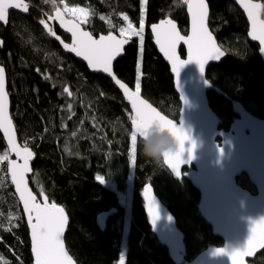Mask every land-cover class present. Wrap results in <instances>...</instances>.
Returning a JSON list of instances; mask_svg holds the SVG:
<instances>
[{"label":"trees","instance_id":"16d2710c","mask_svg":"<svg viewBox=\"0 0 264 264\" xmlns=\"http://www.w3.org/2000/svg\"><path fill=\"white\" fill-rule=\"evenodd\" d=\"M25 1L30 6L28 15L10 13L7 26H0L3 41L0 65L7 74L18 140L35 153L29 186L38 199L43 189L50 203L64 207L69 218L65 244L75 263L117 264L123 256L125 264H174L146 221L140 199L146 184L151 185L183 234L182 264H191L209 247H220L221 239L212 235L211 228L199 215L197 191L186 180L175 179L163 163L147 159L139 139L135 166L131 165L128 105L109 79L89 73L84 64L63 53L45 35L39 20L42 13L51 14V5L43 0ZM68 2L96 12L85 26L96 36L110 30L99 19L100 15L116 26L113 31L117 35L118 28L125 24L121 14L128 15L133 25L139 27L140 0ZM207 3L209 29L226 55L218 65L209 67L206 79L224 97L237 101L256 118L264 119V66L258 46L247 39V22L231 0H207ZM185 9L181 0H148L145 13L141 95L173 120L179 117L180 103L169 68L157 53L148 27L171 18L185 35L188 26ZM56 33L69 41L57 28ZM139 48V39L132 38L114 65L117 77L133 90ZM180 55L184 57L183 49ZM44 75L49 79L45 80ZM65 86L73 93L72 97L63 93ZM223 96L209 92L207 99L221 121L220 129L228 131L236 116ZM69 103L73 105L71 111ZM5 151L0 136V155ZM0 176L7 177L0 182V255L10 264H30L28 230L7 176L6 161L0 164ZM96 176L112 182L120 193L128 190L129 181L128 206H120L115 194L95 181ZM236 181L241 188L255 193L245 175ZM113 208L118 212L101 232L95 224L96 216ZM9 215H19L20 220L13 221L17 227L6 232L3 229L10 227ZM252 264H264V252Z\"/></svg>","mask_w":264,"mask_h":264},{"label":"snow or ice","instance_id":"6c2138e0","mask_svg":"<svg viewBox=\"0 0 264 264\" xmlns=\"http://www.w3.org/2000/svg\"><path fill=\"white\" fill-rule=\"evenodd\" d=\"M45 4L51 5V14L45 12L47 19L41 18L39 23L46 30L47 36L54 38L62 45L67 53H72L76 57L87 62L88 68L93 72H102L114 81L115 85L122 91L124 98L131 107L129 120L131 121V147L128 152L132 166H135L137 158L138 132L157 122L160 126L170 129L176 137L179 146L174 156L167 157L164 164L171 170L177 178L181 176V166L195 159L194 152L197 144L191 139L190 130L186 131L183 119L179 126L173 123V119L162 115L156 107L147 99L142 98V58L145 44V13L148 0H140L139 27H135L129 20L128 15L121 14V19L125 26L118 28V35L114 34L115 25L105 16L100 15L99 19L104 21L109 31L107 34H100L98 37L93 30H86L85 26L90 23L91 18L96 15L92 8L70 5L68 0H43ZM187 7L190 17V34L182 35L178 30L177 23L170 18L161 19L158 23L151 25V33L154 42L164 58L169 62L171 71L176 78L177 91H180L179 74L186 64L194 63L198 66L201 76L205 72L209 61H219L225 52L217 43L213 32L209 30V4L207 0H181ZM235 3L246 14L250 29L247 33L252 41H258L260 52L264 53V20L260 19L259 13L254 9L259 5L252 0H235ZM18 9L23 12L29 11V5L25 0H0V22H8L9 12ZM58 23L64 32L69 33L71 42H65L54 30L53 24ZM133 37L139 38V54L135 66V87L132 90L125 82L117 77L114 72L113 62L125 51V45L129 44ZM187 46V59L182 60L177 53L180 43ZM3 41L0 40V45ZM39 72L40 70L37 69ZM45 80L49 79L44 75ZM63 93L69 97L73 96L69 87H63ZM103 95V93H101ZM184 105L187 104L183 93L180 96ZM73 105L68 104L69 111ZM9 91L6 88V70L0 66V133L7 142V151L0 155V164L7 162V176L11 178L14 185L15 195L19 198V203L23 206V214L27 218V225L30 229L31 253L34 264H74L73 258L65 247V228L69 223V218L65 214V209L56 202H49V197L41 189L38 199L37 195L29 188L27 174L32 171L30 162L35 153L25 143L23 146L17 142V129L10 114ZM183 110L181 111L182 115ZM74 115V113H73ZM71 118V117H69ZM95 120V117H93ZM47 131V129H45ZM75 135V133H73ZM187 144V147L185 145ZM222 153V149H218ZM187 153V160L184 155ZM16 159L10 158L11 155ZM7 177L0 176V182ZM99 183H104L102 176H97ZM145 207L151 224L155 227L160 219L159 208L152 195L151 185L143 189ZM169 221L171 218H168ZM19 215H9L10 227L4 228L10 232L19 221ZM249 234L242 244L236 246H225L213 251V256L227 257L231 264H244L245 256H253L258 249H264V217L249 221ZM2 227V225H0ZM0 264H10V261L0 255ZM120 264H125L124 257H120Z\"/></svg>","mask_w":264,"mask_h":264},{"label":"water","instance_id":"95a60500","mask_svg":"<svg viewBox=\"0 0 264 264\" xmlns=\"http://www.w3.org/2000/svg\"><path fill=\"white\" fill-rule=\"evenodd\" d=\"M231 1L243 14L247 22L248 33L250 25L247 20L246 14L235 3V0ZM252 2L259 3L253 0ZM10 13L27 16L29 11L23 12L18 9H12L10 10L9 14ZM185 13L188 21L187 34L185 35H189L190 17L187 13V7L185 9ZM41 18L47 19L44 13L41 14ZM7 24L8 22L6 24L4 22H0V26L3 28H5ZM53 27L55 31L57 28L61 34L68 37V43L71 42L70 34L64 32L63 29L59 27L58 23H54ZM42 30L47 36L46 30L43 28V26ZM148 32L152 38V42L154 47L156 48L157 53L169 68L170 74L172 76L174 91L177 94L180 103L179 117L177 120H174L173 123H177V126H179L180 120L183 119L185 130H190L191 139L197 144L194 152L195 159L181 166L180 178H177L174 174H172L167 165L163 162L162 163L175 179L186 180L197 191L199 195V202L197 206L199 215L201 216L202 220L211 228L212 235L221 239L222 241V245L217 248H224L225 246H236L237 244H242L249 234V221L264 217V119L256 118L248 111H246L244 107L237 101H232L229 98L224 97L223 94L206 79V73L209 67L212 65H218L225 58L226 53L219 61H209L206 65L203 76H201L196 64H186L179 74L178 80L180 91H177L176 78L171 71L169 62L164 58L163 54L159 51L154 42V37L151 33V25L148 27ZM48 38L56 43L63 53L84 64L89 73L101 75L109 79L115 86L116 90L120 93L124 102L128 105L131 111V107L128 104L127 100L124 98L122 91L118 88V86L115 85L114 81H112V79L107 76V74L91 71L88 68L86 61H83L81 58L76 57L72 53L65 52L62 48V45H60L58 41H56L52 37ZM247 39L251 43L257 45L258 49H260L258 41H252L251 38L248 37V35ZM130 43L131 41L129 42V44ZM129 44L125 45V48ZM2 47L3 44L0 45V49ZM180 49L184 50V57H181ZM177 53L178 55H180V58L182 60H186L187 46L181 42L177 47ZM123 54L117 57V59L113 62V68L115 63L119 58L123 56ZM258 54L264 66V53H261L259 50ZM209 92H214L219 96H223L231 104L232 111L236 118L232 122L228 131H223L222 129H220L221 121L212 111L208 103L207 94ZM181 93H183V96L187 101L186 105H184L180 99ZM9 110L11 114V108ZM182 110L183 112L181 115ZM153 124L158 123L152 122L150 125L143 128L140 132H147V130ZM0 136L3 139L7 150V142L3 137V133H0ZM17 142L20 144L18 136ZM185 147H187V144L185 145ZM218 149H222V153L218 151ZM10 158L16 159L14 154L11 155ZM34 158L30 162L31 168ZM184 159L187 160V153H185ZM32 174L33 171L27 174L26 178L28 180V183ZM241 175L246 176L249 183L255 190L254 194L238 186L236 180ZM8 178L28 230L31 255L30 264H34V259L31 253L30 229L27 225V218L23 214V206L19 203L18 196L15 195V188L14 185L11 184L10 176H8ZM148 185L150 184H146L145 186ZM143 189L140 193V199L142 201V208L151 232L156 237L158 243L167 250L171 261L174 264H182L183 257L185 255L184 237L182 232L177 227L175 218L154 194V191L152 189V195L154 196L155 201L158 205L160 214V219L157 221L154 227L151 224L150 218L147 214L145 200L143 198ZM39 199L42 200L41 197ZM117 212L118 211L113 208L96 216L95 224L101 232L105 231L108 220L116 215ZM169 217L171 218L170 221L168 219ZM67 227L68 224L65 228V235L67 232ZM217 248H207L206 250L201 252L191 262V264H231V260H229L227 257H218L212 255L213 251ZM262 252H264V249H258L253 256H245L244 264H252V261L256 258V256ZM74 264H76L75 261Z\"/></svg>","mask_w":264,"mask_h":264},{"label":"clouds","instance_id":"9594fccd","mask_svg":"<svg viewBox=\"0 0 264 264\" xmlns=\"http://www.w3.org/2000/svg\"><path fill=\"white\" fill-rule=\"evenodd\" d=\"M255 3V2H254ZM260 19L264 20V3H256ZM142 154L149 160L160 164L165 158L174 156L178 151L175 134L168 128L153 124L147 132H138Z\"/></svg>","mask_w":264,"mask_h":264},{"label":"rangeland","instance_id":"374dc122","mask_svg":"<svg viewBox=\"0 0 264 264\" xmlns=\"http://www.w3.org/2000/svg\"><path fill=\"white\" fill-rule=\"evenodd\" d=\"M123 26H125V24ZM136 38H138V37H136ZM96 177H95V181L98 184H100L102 187H104L105 189H107V190H109V191H111L112 193L115 194L116 199H117V201H118V203H119L120 206H126V207L128 206L129 189H130V186H131V183L129 181H127L128 186H129L128 190L125 193H120V192H118L116 190V187H115V185L112 182H107V181L104 180V183L101 184V183L98 182V180L96 179ZM117 264H120V261Z\"/></svg>","mask_w":264,"mask_h":264}]
</instances>
